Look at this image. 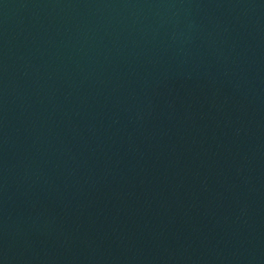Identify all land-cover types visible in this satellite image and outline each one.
Segmentation results:
<instances>
[{"label":"water","instance_id":"obj_1","mask_svg":"<svg viewBox=\"0 0 264 264\" xmlns=\"http://www.w3.org/2000/svg\"><path fill=\"white\" fill-rule=\"evenodd\" d=\"M0 264H264V0H0Z\"/></svg>","mask_w":264,"mask_h":264}]
</instances>
